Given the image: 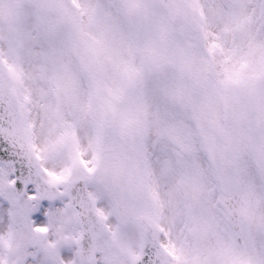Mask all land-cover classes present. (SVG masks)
<instances>
[{"label":"snow or ice","instance_id":"obj_1","mask_svg":"<svg viewBox=\"0 0 264 264\" xmlns=\"http://www.w3.org/2000/svg\"><path fill=\"white\" fill-rule=\"evenodd\" d=\"M0 264H264V0H0Z\"/></svg>","mask_w":264,"mask_h":264}]
</instances>
